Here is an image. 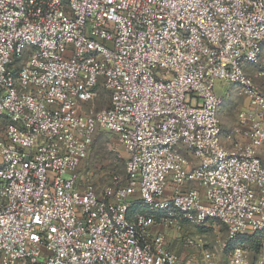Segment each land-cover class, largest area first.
Wrapping results in <instances>:
<instances>
[{"label":"built area","instance_id":"2783aa9c","mask_svg":"<svg viewBox=\"0 0 264 264\" xmlns=\"http://www.w3.org/2000/svg\"><path fill=\"white\" fill-rule=\"evenodd\" d=\"M263 53L264 0H0V264H183L154 226L218 222L223 248L264 232V91L246 71ZM218 81L247 99L230 142ZM97 128L126 154L100 189L79 178Z\"/></svg>","mask_w":264,"mask_h":264},{"label":"rangeland","instance_id":"374dc122","mask_svg":"<svg viewBox=\"0 0 264 264\" xmlns=\"http://www.w3.org/2000/svg\"><path fill=\"white\" fill-rule=\"evenodd\" d=\"M258 66L248 65L250 74L256 72ZM228 95L220 96V126L226 142L235 138L234 127L237 112L245 108L247 99L239 92V87L229 84ZM216 87V86H215ZM106 91L101 90V100L96 102V107H102L105 103ZM125 152L118 146L116 136L109 131L97 128L94 140L90 146L87 159L79 168V178L82 183L91 184L100 189L104 184L111 181L113 176L125 177ZM138 195L135 200H138ZM141 208V207H140ZM169 247L181 255L187 253L189 264H202L201 249L196 246H186V238H193L200 242L203 249L214 254L216 264H227L232 248H223L221 242L225 238V227L218 222H208L204 225L182 224L180 226L167 228ZM165 230V231H166ZM183 259V257H182ZM184 260V259H183ZM185 261V260H184ZM183 263V262H182ZM184 264V263H183Z\"/></svg>","mask_w":264,"mask_h":264},{"label":"crops","instance_id":"0c3cea01","mask_svg":"<svg viewBox=\"0 0 264 264\" xmlns=\"http://www.w3.org/2000/svg\"><path fill=\"white\" fill-rule=\"evenodd\" d=\"M262 58L264 60V53L262 55ZM246 71H247L248 75H250L252 77L253 81L264 91V74L263 75H257V71L253 72V74H250V72L247 70V68H246ZM229 84L230 83H224V82H221V81L216 82L215 94H216V96L218 98L220 96H223V95H228V89L229 88H228L227 85H229ZM246 105H247V102H246ZM219 117H220V115H219ZM235 124H236V122H235ZM236 138H239V137L235 136V139ZM224 141H225V139H224ZM135 201H136V203H140L139 200H135ZM152 229L154 231H158V230L165 231L159 225L154 226ZM165 232L168 233V230H166ZM230 247L231 248H234V247H244V248H246L248 253H249V263L250 264H256L257 262L259 264H264V233L249 234V235H246V236H243V237H239L236 240L232 241V243L229 246V248ZM177 253H178V251H177ZM180 257H181V260H182V262L184 264H189V260L186 261V259L188 258L187 253L184 254V252H182ZM182 257H183V259L185 261L182 259Z\"/></svg>","mask_w":264,"mask_h":264},{"label":"trees","instance_id":"16d2710c","mask_svg":"<svg viewBox=\"0 0 264 264\" xmlns=\"http://www.w3.org/2000/svg\"><path fill=\"white\" fill-rule=\"evenodd\" d=\"M87 159V158H86ZM86 161V160H85ZM140 207L142 208V204L140 203H136V201L133 202L132 206H131V210L130 213L140 209ZM260 233H264V232H260ZM253 234H257V233H253Z\"/></svg>","mask_w":264,"mask_h":264}]
</instances>
